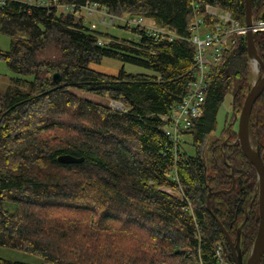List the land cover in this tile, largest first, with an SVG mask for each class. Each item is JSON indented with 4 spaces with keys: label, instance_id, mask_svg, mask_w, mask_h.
Wrapping results in <instances>:
<instances>
[{
    "label": "trees",
    "instance_id": "1",
    "mask_svg": "<svg viewBox=\"0 0 264 264\" xmlns=\"http://www.w3.org/2000/svg\"><path fill=\"white\" fill-rule=\"evenodd\" d=\"M246 1L57 0L77 10L96 3L110 15L151 18L177 34L172 42L139 29V40L118 38L56 6L22 0L0 6V33L12 37L0 58L17 75L0 90V246L35 254L46 264H232L222 224L233 240L241 228L246 263L259 227V177L239 145H223L236 140L233 128L254 85L246 36H236L208 70L203 114L181 128L176 144L161 119L196 76V16L204 31L214 29L218 18L206 12L209 3L245 24ZM251 13L264 19V0H253ZM101 37L108 40L100 44ZM254 43L264 63V31L254 33ZM105 57L152 72L121 68L110 75L91 68ZM57 72L59 82L53 79ZM79 91L119 101L125 110ZM228 95L234 113L222 138L213 141ZM248 131L264 161V91ZM186 135L195 153L182 144ZM62 154L84 160L61 163ZM232 173L235 188L212 193L208 201L210 190L232 187ZM11 202L13 210L6 207ZM0 264L26 263L0 257Z\"/></svg>",
    "mask_w": 264,
    "mask_h": 264
},
{
    "label": "built area",
    "instance_id": "2",
    "mask_svg": "<svg viewBox=\"0 0 264 264\" xmlns=\"http://www.w3.org/2000/svg\"><path fill=\"white\" fill-rule=\"evenodd\" d=\"M10 1L13 0H0V6L4 7ZM22 2L47 8L55 6L56 8L62 7L65 11L75 13L79 17L82 16L83 9L87 10L90 15H94V12H102V19L104 22L110 24H115L116 20L120 18L129 29L128 31L133 33L131 37L133 40H139L141 37L135 29L145 30L147 35L153 36L158 41L170 40L172 42L178 38L176 33L166 27L157 25L154 20H148L143 16L126 15L118 17L110 15L105 8L100 7L96 3L88 4L81 10H77L74 6L59 5L57 0H22ZM197 8L198 5L195 4V9ZM206 12L208 15L210 14L218 18V21L214 29L204 31L202 28V19L197 15L191 27L193 29L191 41L196 46V53H194L195 66L197 68L196 76L188 82L187 91L182 101L169 114H163L161 116V119L166 122L164 132H166L175 144L180 138L181 128L188 129L192 121L203 114V106L209 88L208 70L220 63L223 51L235 44L236 36H246L248 30H251L253 34L264 31V19H252V24L248 27L246 24H241L229 10H222L208 3L206 5ZM107 14L109 15V20H107ZM98 42L102 44L101 40ZM221 264L227 263L222 260Z\"/></svg>",
    "mask_w": 264,
    "mask_h": 264
},
{
    "label": "rangeland",
    "instance_id": "3",
    "mask_svg": "<svg viewBox=\"0 0 264 264\" xmlns=\"http://www.w3.org/2000/svg\"><path fill=\"white\" fill-rule=\"evenodd\" d=\"M59 12H64L65 9L62 7L58 8ZM102 13V12H101ZM99 12H94V15H90L89 12L85 9L82 10V16H84V20H86V23L97 29L100 32H106L109 33L113 36H116L118 38H129L133 36V33L131 31H128L125 29L123 26L124 22L122 19H117L115 24H110L104 22L103 15ZM109 15L107 14V20ZM103 42L107 41V38H100ZM12 46V37L0 33V51H8L10 50ZM251 61V68H252V73H253V84L256 82V80L260 79L262 76V69L259 66V70H256L255 62L253 59H250ZM91 68L94 70H97L102 73L110 74V75H117L121 68L125 69L126 72L129 73H147V72H152L148 68H145L140 65H136L133 63L129 62H123L118 59H114L111 57H105L100 63H91ZM17 75L14 74L12 71H10L7 68V65L4 60L0 58V90L6 89L8 85H11L13 83L12 78L16 77ZM259 77V78H258ZM29 79H32V77H27ZM81 97L88 98L90 100L102 103V104H108V106H112L114 110L122 109L125 110V106L123 103L115 100H111L108 97H103L99 96L90 92L86 91H79L78 92ZM232 97L231 95H228L224 102L221 103L222 105L219 108L218 114H217V127L214 129L213 132H211L210 138L213 141L215 139L222 138L221 135H223L224 127H225V121L227 116L229 118L232 117L233 115V108H232ZM122 106H121V105ZM238 128V122L235 123L233 129ZM183 140L185 141L184 147L186 150H190L191 153H195L194 149H192L191 145L189 142H191L192 138L190 135H186L183 137ZM228 140V139H227ZM227 140H225L227 142ZM224 141V142H225ZM235 141L234 139H230L229 142ZM166 189V188H165ZM171 190V189H168ZM6 207L10 210H13L15 208L14 204L7 203ZM0 257L9 259L12 261H19V262H25L26 264H46L44 259L40 256H37L35 254L23 251V250H17V249H12L9 247H4L0 246Z\"/></svg>",
    "mask_w": 264,
    "mask_h": 264
},
{
    "label": "water",
    "instance_id": "4",
    "mask_svg": "<svg viewBox=\"0 0 264 264\" xmlns=\"http://www.w3.org/2000/svg\"><path fill=\"white\" fill-rule=\"evenodd\" d=\"M252 1L253 0H247L246 1V16H245V24L250 27L252 24ZM247 40V49L249 51L250 58L253 60H256L262 69V76L260 77L259 81H256L250 89L249 93L247 94L245 101L243 102V107L241 110V113L239 115L238 119V130H237V138L235 141L229 142H223V145H239L242 154H244L248 160L253 164V166L256 168L257 173H258V179H259V227H258V232H257V237L255 240V243L253 245V248L250 252V255H248V260L246 263H244L243 259V253L240 249V240H241V228L238 230L237 237L235 240L232 239V237L229 235L225 227L221 225L222 232L226 235V238L230 244L231 247V252H232V264H258L259 261L262 258V255H264V161L262 158L261 153L259 150L255 149L253 145L251 144L250 137H249V131H248V123H249V116L252 111L253 105L255 104V101L260 97V95L264 91V63L260 56L258 55V52L256 51V45L254 43V34L251 30H248L246 34ZM53 79L56 82H59L61 80V74L60 73H55L53 75ZM112 107V106H109ZM122 110V109H118ZM254 149V152L251 150ZM58 160L61 163H66V164H72V163H81L84 160L83 157H76L71 154H62L58 157ZM233 176V184L232 187L227 190V189H222V190H217V191H212L210 190L208 194V201L212 195V193L219 194L228 191L231 192L236 185V182L234 180V175ZM246 221V220H245Z\"/></svg>",
    "mask_w": 264,
    "mask_h": 264
},
{
    "label": "bare ground",
    "instance_id": "5",
    "mask_svg": "<svg viewBox=\"0 0 264 264\" xmlns=\"http://www.w3.org/2000/svg\"><path fill=\"white\" fill-rule=\"evenodd\" d=\"M254 64H255V66H256V70H259V64H257L258 62L256 61V60H254ZM260 71V70H259ZM259 78V77H258ZM256 81H259V79L258 80H256ZM121 105V104H120ZM122 106V105H121ZM251 150H252V152H254V149H252V147H251Z\"/></svg>",
    "mask_w": 264,
    "mask_h": 264
}]
</instances>
